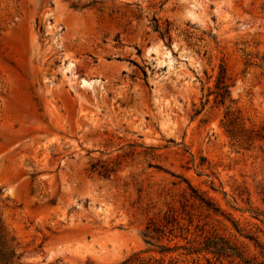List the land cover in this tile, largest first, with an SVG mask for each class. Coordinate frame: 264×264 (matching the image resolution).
I'll return each instance as SVG.
<instances>
[{"label":"rangeland","instance_id":"374dc122","mask_svg":"<svg viewBox=\"0 0 264 264\" xmlns=\"http://www.w3.org/2000/svg\"><path fill=\"white\" fill-rule=\"evenodd\" d=\"M221 62L233 102L204 104ZM227 110L246 128L264 125V0H0L9 263L119 264L148 249L141 232L166 212L183 231L162 245L218 235L262 261L246 236L264 248V148L230 145ZM183 254L164 258L204 264Z\"/></svg>","mask_w":264,"mask_h":264},{"label":"trees","instance_id":"16d2710c","mask_svg":"<svg viewBox=\"0 0 264 264\" xmlns=\"http://www.w3.org/2000/svg\"><path fill=\"white\" fill-rule=\"evenodd\" d=\"M169 29L166 28L161 37L164 38L166 35L167 41L170 42V38L167 35ZM232 78L227 70L226 64L221 62L218 68V73L214 80L213 90L207 91L204 96L206 104L208 102V97L213 96V103L217 105H224L225 102L232 103L230 97V88L232 87ZM204 104L202 106H204ZM201 110V109H200ZM200 110H195L194 115L199 114ZM222 127L225 134L229 139L231 146L236 148L248 149L254 142L261 143V147L264 148V125L258 128L245 127L244 121L240 118L238 111L230 112L225 111L222 116ZM94 168V167H92ZM112 170L108 168H101L98 174L103 177H108ZM190 197L197 201L199 207L206 212H211L213 214L220 213V210L215 204L204 194L199 193L195 190H191ZM248 200V199H246ZM254 219L259 218V214L256 212L252 213ZM264 225V218L260 220ZM236 227V226H234ZM237 232H241L238 228ZM175 231L182 232L183 229L180 227L179 222L175 216L165 213L159 222L149 221L143 231L141 232V238L143 243L148 246L146 251H140L131 254L128 258L120 262L119 264H200L199 259H192L190 262L179 261L176 258L165 259L164 256L169 253L176 252L178 250L183 251V255H202L204 264H264V259L258 263H255L251 259H247L244 256L243 251L231 243L227 239L218 236L210 235L202 238V241L194 245H189L190 242H186L187 246L179 247L174 246L172 248L162 245L160 243L161 239L166 235H171ZM187 232V229H185ZM3 229L0 224V258L3 264H8L12 259H14L15 254L6 246L5 238L2 235ZM247 239L254 242L255 246L260 249V254L264 258V248L258 242L256 237L246 236ZM156 250L160 255L159 258L148 257L141 258L140 255L143 252H148L149 250ZM210 255L211 258L206 257ZM213 260V261H212ZM10 264V263H9Z\"/></svg>","mask_w":264,"mask_h":264},{"label":"bare ground","instance_id":"6f19581e","mask_svg":"<svg viewBox=\"0 0 264 264\" xmlns=\"http://www.w3.org/2000/svg\"><path fill=\"white\" fill-rule=\"evenodd\" d=\"M80 84H81L82 86H90L91 81L81 80V81H80Z\"/></svg>","mask_w":264,"mask_h":264}]
</instances>
